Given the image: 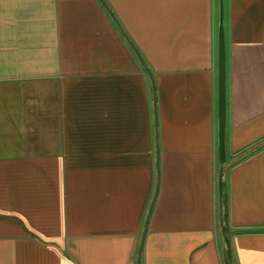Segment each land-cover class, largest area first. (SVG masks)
<instances>
[{"label": "crops", "instance_id": "1", "mask_svg": "<svg viewBox=\"0 0 264 264\" xmlns=\"http://www.w3.org/2000/svg\"><path fill=\"white\" fill-rule=\"evenodd\" d=\"M224 14L230 160L264 140V0ZM220 16L0 0V264H225ZM226 181L233 264H264V150Z\"/></svg>", "mask_w": 264, "mask_h": 264}, {"label": "water", "instance_id": "2", "mask_svg": "<svg viewBox=\"0 0 264 264\" xmlns=\"http://www.w3.org/2000/svg\"><path fill=\"white\" fill-rule=\"evenodd\" d=\"M224 8H225V0H220V32H219V47H218V71H219V77H218V86H219V94H218V143H219V162H220V173L218 178V186H219V200H220V208H219V214H220V228L222 232V238L224 242V249H223V257L225 259V264H233V256H232V242H231V228H230V199H229V191H228V185L226 181V176L229 172V169L235 167L236 165L243 163V161L253 157L258 152L264 150V140L260 143H257V145L251 147L250 149L244 151L242 154L238 155L234 159L228 160L227 157V85H226V79H227V71H226V65H227V57H226V48H227V42L225 39V28H224V20H225V14H224ZM153 207L150 210V213L148 215V220L146 223L145 231L148 227L151 213H152ZM143 245V244H142ZM143 246L141 248L142 252ZM141 255V253H140ZM139 264H141L140 256H139Z\"/></svg>", "mask_w": 264, "mask_h": 264}, {"label": "rangeland", "instance_id": "3", "mask_svg": "<svg viewBox=\"0 0 264 264\" xmlns=\"http://www.w3.org/2000/svg\"><path fill=\"white\" fill-rule=\"evenodd\" d=\"M231 155H230V153H229V155H228V157H230ZM231 158V157H230ZM231 160V159H230Z\"/></svg>", "mask_w": 264, "mask_h": 264}]
</instances>
